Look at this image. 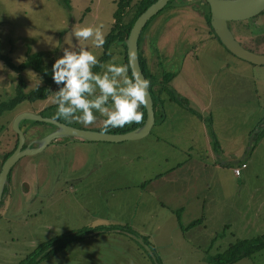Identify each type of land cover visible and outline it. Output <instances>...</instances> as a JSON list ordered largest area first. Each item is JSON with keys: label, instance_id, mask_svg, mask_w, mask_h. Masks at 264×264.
I'll return each mask as SVG.
<instances>
[{"label": "rangeland", "instance_id": "rangeland-1", "mask_svg": "<svg viewBox=\"0 0 264 264\" xmlns=\"http://www.w3.org/2000/svg\"><path fill=\"white\" fill-rule=\"evenodd\" d=\"M114 1L67 0L65 9L58 0H0V55L17 65L40 54L50 70L61 49L74 43L75 28L102 25L108 33ZM189 6L204 8L208 15L199 0L169 1L146 23L138 42L140 49L153 42L158 80L175 73L172 83L177 85L169 90L180 105L178 113L164 99L168 122L155 125L141 140L102 147L62 139L15 163L0 202V264H31L28 257L38 245L80 229L113 231L87 234L35 264H208L229 244L264 234V67L239 61L217 42L205 41L203 23L188 13ZM253 20L246 23L261 36ZM244 35L234 37L245 49L264 54L263 39ZM76 46L98 59L103 54L91 39L77 40ZM110 51L101 64H124L120 47ZM38 79L32 71L14 73L0 61V104L33 91ZM56 89L52 84L44 99L20 102L0 114V167L12 149V123L20 113L102 129L98 113L88 125L55 117L51 91ZM207 124L216 156L206 145L214 147ZM51 128L19 124L25 143L33 138L29 129L45 134ZM242 163L247 169L234 176ZM234 264H264V249Z\"/></svg>", "mask_w": 264, "mask_h": 264}, {"label": "clouds", "instance_id": "clouds-1", "mask_svg": "<svg viewBox=\"0 0 264 264\" xmlns=\"http://www.w3.org/2000/svg\"><path fill=\"white\" fill-rule=\"evenodd\" d=\"M102 25L77 27L72 40L62 48L50 66L51 81L57 86L51 91V103L56 105L55 117L73 120L84 125L93 123L98 113L102 117V131L139 123L143 113L138 109L145 103L149 81L135 73L128 75L129 66L109 62L101 64L97 56L76 41L91 42L95 48L104 44ZM99 66L102 72H93ZM35 85V90L40 84Z\"/></svg>", "mask_w": 264, "mask_h": 264}, {"label": "water", "instance_id": "water-1", "mask_svg": "<svg viewBox=\"0 0 264 264\" xmlns=\"http://www.w3.org/2000/svg\"><path fill=\"white\" fill-rule=\"evenodd\" d=\"M173 0H156L149 5L134 21L129 33L124 40L126 48V60L131 74L135 73L144 79L138 60L137 42L139 35L146 23L162 10L165 5ZM208 6L209 25L221 46L233 57L254 66L264 67V54L253 53L242 47L234 38L228 28L229 22H241L256 17L264 9V0H202ZM145 119L143 124L131 131L121 134L84 130L65 125L53 119L42 118L39 115L23 112L18 114L12 123V131L16 135L15 149L2 162L0 167V202L3 199V191L7 185L11 168L23 157L33 156L42 152L52 142L62 139H74L84 142H100L118 144L123 142H135L146 137L154 125L153 103L146 90ZM22 121L45 123L54 128L52 132L42 138L25 144V138L19 129Z\"/></svg>", "mask_w": 264, "mask_h": 264}, {"label": "trees", "instance_id": "trees-1", "mask_svg": "<svg viewBox=\"0 0 264 264\" xmlns=\"http://www.w3.org/2000/svg\"><path fill=\"white\" fill-rule=\"evenodd\" d=\"M58 1H60V4L65 9L66 8L68 9L67 0H58ZM155 1L156 0H115L114 1L115 11L112 14V23L110 25L109 31L104 37V44L102 46L103 54L98 59L100 63L106 61L110 57L111 55L110 48L120 47L122 49L124 64L127 65L126 48L124 45V40L126 39L129 33V30L131 29L137 17L149 5H151ZM206 25L209 28V31L212 33L213 38L219 43L218 39L214 35L209 25V12L206 17ZM138 42H139V39H138ZM138 42H137V46H138ZM138 60H139L140 69L142 71V74L145 80L149 81L148 91L152 99L153 110L155 111V109H157L158 101L161 103L163 102L162 100H160V95L163 92H166L169 95L168 96L169 101L178 102L174 98V95L171 94V91L169 90V88L167 87L168 83L174 77L175 73H171V74L163 73L161 75V79L158 80L160 82H158L157 75H152L148 72L143 61L140 59L139 53H138ZM0 61H2L4 65L14 73L32 71L40 79V82H41V85L39 88L27 94H24V95L15 94L14 98H12L10 101L0 104V114L4 110L12 109L15 105H17L20 102L26 101V102L33 103L35 101H39V99H44L46 95H48L49 89L51 88L53 83L51 81L50 70L44 66L43 61H42V56L40 54L28 55L23 62L17 65H14L8 58L3 57L1 55H0ZM128 74L131 78L132 74L130 72V69L128 70ZM138 110L143 113L142 120L139 123L133 122L130 124H125L123 127L109 128L106 131L101 130V132L121 134V133H126L128 131H131V130H134L140 127L143 124V121L145 119V110L143 108V105ZM154 118H156V114L154 115ZM207 127L209 130V134L212 137L213 146H214L213 148L215 149L216 141L214 140V135L211 131L210 124H207ZM12 134L14 135L12 149L11 151L6 152L4 154L2 162L15 149L17 138L13 132ZM41 134L43 135L44 132L42 133L40 132V135ZM199 222H200L199 220L193 221L190 223V225L195 226ZM101 229L102 228L80 229L77 231H68L63 234H60L59 236L54 237L51 240L38 245L28 257V260L31 259L29 263L35 264L40 259L42 260L43 258H50V257L55 256L59 252H62L63 250L71 246L77 245V243L81 241L82 239H84L85 235L87 234L89 235H92L93 233L98 234L100 233V231H104V230L113 231L112 230L113 228L111 227L107 229H102V230ZM120 231L123 232V230H120ZM132 234L133 232L130 235ZM148 245H151V244H148ZM263 249H264V234L260 237H257L251 240H238V241H235L234 243L229 244L228 248L223 253L214 257L212 262H208V264H234L241 259L248 258L257 252H260ZM39 255L41 256L39 257Z\"/></svg>", "mask_w": 264, "mask_h": 264}, {"label": "crops", "instance_id": "crops-1", "mask_svg": "<svg viewBox=\"0 0 264 264\" xmlns=\"http://www.w3.org/2000/svg\"><path fill=\"white\" fill-rule=\"evenodd\" d=\"M186 1H189V0H186ZM199 1H201V3H203L204 5H206V3L205 2H203L202 0H199ZM206 8H207V11H208V6L206 5ZM188 10V13L190 14L191 13V15L192 16H194V18L198 21V22H201V23H203V27L205 28V31H204V38H205V41H210V42H217L212 36V33L209 31V28L207 27V25H206V17H207V15L205 14V11H204V8H201V7H188L187 8ZM209 12V11H208ZM159 43H160V41L158 40V45L157 44H155L154 45V48H156V51H157V46H158V48L159 49H161L160 47H159ZM218 43V42H217ZM220 46H221V44L220 43H218ZM145 45V44H144ZM152 46H153V42H151V43H147V46H143L141 49L139 48V45H138V50H137V52L139 53V56H140V59L143 61V63H144V65H145V67H146V69L148 70V72L150 73V74H152V75H156V73H155V71H154V68H153V66H155V64H154V62H153V60H152V50H151V48H152ZM222 47V46H221ZM224 49V48H223ZM225 50V49H224ZM226 51V50H225ZM228 53V52H227ZM230 55V54H229ZM231 57H233L232 55H231ZM187 57H184V59H183V61L186 59ZM190 58H192V57H190ZM235 59H237V58H235ZM237 60H239V59H237ZM239 61H242V60H239ZM242 62H244V61H242ZM246 63V62H245ZM249 64V63H248ZM251 65V64H250ZM182 76H183V74H182ZM158 78H159V75L157 76V81H158ZM175 79V76H174V78H172L171 80H170V82L168 83V88H169V86H171V85H173V86H176L177 85V83H172V81ZM158 82H160V81H158ZM179 86V85H178ZM179 88H180V86H179ZM176 91V93H180L178 90H175ZM166 99H168V95H167V93L166 92H163L161 95H160V100H162L163 102H164V104H165V100ZM163 102L161 103V102H157V109H155V111H154V115L156 114V118H154V125H153V127L155 126V125H160V126H162L164 123H166V122H168V119H169V117H167L166 116V107L164 106L163 107ZM169 104H172V108L170 109L171 110V112L173 111L174 112V115H176L178 112V110L180 109V105H178L177 104V102H174L173 101V103H172V101H169L168 102ZM193 106V105H192ZM188 115H191V116H194L193 114H188ZM182 121H184V119L182 120ZM152 127V128H153ZM151 128V129H152ZM84 130H91L90 128H87V129H84ZM93 130V129H92ZM96 130V129H95ZM95 130H93V131H95ZM102 129H98V131H101ZM151 131V130H150ZM150 133V132H149ZM74 141H76V140H74ZM80 142H83V141H80ZM87 143H94V142H87ZM95 143H97L98 145H100V146H102V147H104V145H108V144H111V145H114V144H112V143H100V142H95ZM207 147H208V150H209V152L210 153H212L214 156H216V154H215V149L213 148V149H211L210 150V143L207 141ZM111 158V157H110ZM110 163H112V165H114L115 164V162H111L110 161ZM242 164H244V163H242ZM245 165V164H244ZM246 166V165H245ZM247 169V167H245L244 168V170H246ZM119 173V172H118ZM126 172H122V174H125ZM119 174H121V173H119ZM125 176H126V174H125Z\"/></svg>", "mask_w": 264, "mask_h": 264}, {"label": "flooded vegetation", "instance_id": "flooded-vegetation-1", "mask_svg": "<svg viewBox=\"0 0 264 264\" xmlns=\"http://www.w3.org/2000/svg\"><path fill=\"white\" fill-rule=\"evenodd\" d=\"M252 19H254V20L256 19L255 21L253 20V25L256 26V27H258L259 29H261L263 31V34L261 36L260 35L257 36L256 33H254V31H255L254 29L255 28L251 27L250 24L246 23L248 20L241 21V22H229L228 28L231 31V33H232L233 36L235 34L240 35V36H242V34H246L244 36L245 37H248L249 39L258 38V39H263L264 40V9L256 17H254ZM249 20H251V19H249ZM53 120H56L57 122H60V123H63L65 125H67L65 122H61L57 118H54ZM32 128H36V127H32ZM53 130H54V128H51L50 132H52ZM40 132L42 133V130H38L37 129V131H36L34 129H29V135H31L33 138L31 140H29V142H26L24 144V146L27 145L28 143L33 142V141H36V140H38V139L42 138L43 136H45V135H47V134L50 133L48 131V133H45L43 135L42 134L40 135ZM68 140L74 141L73 139H68ZM54 142H52V143H54ZM10 181H11L10 175H8V181L7 182L10 183ZM3 193H4V191H3ZM37 196H38V194H37Z\"/></svg>", "mask_w": 264, "mask_h": 264}, {"label": "built area", "instance_id": "built-area-1", "mask_svg": "<svg viewBox=\"0 0 264 264\" xmlns=\"http://www.w3.org/2000/svg\"><path fill=\"white\" fill-rule=\"evenodd\" d=\"M246 166L244 164H241L240 167L234 168L233 169V174L236 177H239L241 170H243Z\"/></svg>", "mask_w": 264, "mask_h": 264}]
</instances>
